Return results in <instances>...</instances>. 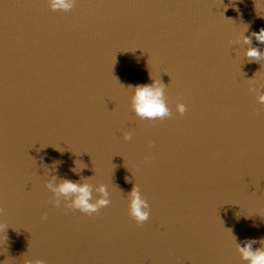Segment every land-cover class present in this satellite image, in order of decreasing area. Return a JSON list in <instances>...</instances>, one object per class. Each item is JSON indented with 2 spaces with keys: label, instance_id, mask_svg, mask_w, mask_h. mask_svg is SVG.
Wrapping results in <instances>:
<instances>
[{
  "label": "water",
  "instance_id": "1",
  "mask_svg": "<svg viewBox=\"0 0 264 264\" xmlns=\"http://www.w3.org/2000/svg\"><path fill=\"white\" fill-rule=\"evenodd\" d=\"M261 28L259 0H0V264H247L236 241L264 239V56L245 52L264 43L243 37ZM151 75L170 117L132 110L128 86ZM46 170L111 203L57 207Z\"/></svg>",
  "mask_w": 264,
  "mask_h": 264
},
{
  "label": "clouds",
  "instance_id": "2",
  "mask_svg": "<svg viewBox=\"0 0 264 264\" xmlns=\"http://www.w3.org/2000/svg\"><path fill=\"white\" fill-rule=\"evenodd\" d=\"M260 3H264V0H259ZM48 6L53 11H71L77 0H47ZM256 8V5H255ZM238 10V9H237ZM258 16H262L259 10L256 8ZM247 27L245 31H247ZM251 37L264 43V28H261L258 32L254 31L251 36L245 35L243 37V43L251 45ZM240 41L237 40L236 43ZM245 56L249 58V62H259L264 56L260 49L257 47H249ZM257 75V74H256ZM152 83L129 85L132 89L131 96V107L135 114L141 119H164L170 117L172 112L167 106L165 97L166 86L161 82L160 79H154L150 76ZM249 80V82H253ZM258 102L264 105V94L258 95ZM176 110L180 114H184L187 111V106L184 103H178ZM125 140H130L131 135L125 134ZM55 164L53 165V169ZM83 166H81V170ZM72 171L79 175L77 168H73ZM48 180L46 187L50 190L53 195V203L59 207L62 202L66 207L70 209L79 210L82 213L92 215L98 213L101 208L107 207L111 203L110 193L108 187L105 184H100L98 187H94L90 182L89 178H82V182L73 181L67 178H59L56 175L50 174L46 170ZM97 196H94L93 193ZM129 199L128 214L131 216L138 225H142L150 219L151 207L141 193V189L138 184L135 183L131 192L127 194ZM46 219V217H44ZM3 226H0V231H3ZM236 241V238H235ZM259 243L261 246L254 248L253 245ZM236 249L240 253L241 259L246 261L247 264H264V239L259 241L255 239H249L245 242L238 243L236 241ZM24 264H33L30 259H25ZM35 264H44V261L37 260Z\"/></svg>",
  "mask_w": 264,
  "mask_h": 264
}]
</instances>
